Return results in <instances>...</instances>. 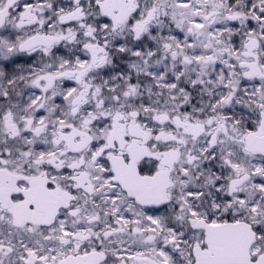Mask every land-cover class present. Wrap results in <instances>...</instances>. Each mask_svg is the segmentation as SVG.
Listing matches in <instances>:
<instances>
[{"label":"snow or ice","instance_id":"1","mask_svg":"<svg viewBox=\"0 0 264 264\" xmlns=\"http://www.w3.org/2000/svg\"><path fill=\"white\" fill-rule=\"evenodd\" d=\"M0 264H264V0H0Z\"/></svg>","mask_w":264,"mask_h":264}]
</instances>
